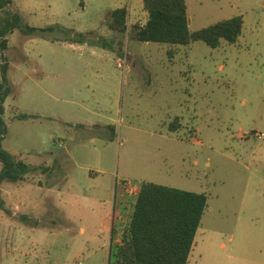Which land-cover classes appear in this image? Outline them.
<instances>
[{
	"label": "rangeland",
	"instance_id": "obj_1",
	"mask_svg": "<svg viewBox=\"0 0 264 264\" xmlns=\"http://www.w3.org/2000/svg\"><path fill=\"white\" fill-rule=\"evenodd\" d=\"M185 4L190 31L240 36L145 42L142 0H11L35 29L8 35L2 146L36 169L0 184V264H110L143 182L206 195L187 264H264V0Z\"/></svg>",
	"mask_w": 264,
	"mask_h": 264
},
{
	"label": "trees",
	"instance_id": "obj_2",
	"mask_svg": "<svg viewBox=\"0 0 264 264\" xmlns=\"http://www.w3.org/2000/svg\"><path fill=\"white\" fill-rule=\"evenodd\" d=\"M147 18L134 24L139 41L187 46L200 40L212 48L221 41L233 43L241 34L242 17L217 21L207 27L190 31L185 0H142ZM11 0H0V184L17 182L35 167L15 159L2 146L7 126L4 101L10 92L8 80V35L16 28L24 33L34 27L24 24L11 10ZM127 11L119 7L111 12L109 29L124 32ZM26 118V115H18ZM206 207V195L153 182H143L124 221L119 241L110 244V264H187L194 236ZM114 233L111 227V237Z\"/></svg>",
	"mask_w": 264,
	"mask_h": 264
},
{
	"label": "built area",
	"instance_id": "obj_3",
	"mask_svg": "<svg viewBox=\"0 0 264 264\" xmlns=\"http://www.w3.org/2000/svg\"><path fill=\"white\" fill-rule=\"evenodd\" d=\"M255 136L257 138H261L263 136V134L262 133H255ZM76 264H83V263L81 261H78Z\"/></svg>",
	"mask_w": 264,
	"mask_h": 264
},
{
	"label": "crops",
	"instance_id": "obj_4",
	"mask_svg": "<svg viewBox=\"0 0 264 264\" xmlns=\"http://www.w3.org/2000/svg\"><path fill=\"white\" fill-rule=\"evenodd\" d=\"M142 24H143V23H142ZM93 175H94V174H93L92 172L89 173L88 178H89V179H93ZM111 221H112V217H111ZM112 225H113V224H112ZM111 227H112V226H111ZM117 241H119V240H117ZM117 241H116V242H117Z\"/></svg>",
	"mask_w": 264,
	"mask_h": 264
},
{
	"label": "water",
	"instance_id": "obj_5",
	"mask_svg": "<svg viewBox=\"0 0 264 264\" xmlns=\"http://www.w3.org/2000/svg\"><path fill=\"white\" fill-rule=\"evenodd\" d=\"M187 21H189V20H187Z\"/></svg>",
	"mask_w": 264,
	"mask_h": 264
}]
</instances>
